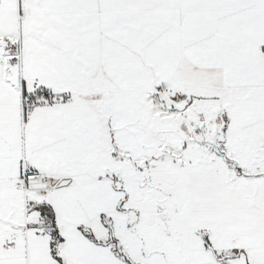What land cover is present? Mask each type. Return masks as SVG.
Segmentation results:
<instances>
[{"label": "snow or ice", "instance_id": "snow-or-ice-1", "mask_svg": "<svg viewBox=\"0 0 264 264\" xmlns=\"http://www.w3.org/2000/svg\"><path fill=\"white\" fill-rule=\"evenodd\" d=\"M0 264H264V0H0Z\"/></svg>", "mask_w": 264, "mask_h": 264}]
</instances>
